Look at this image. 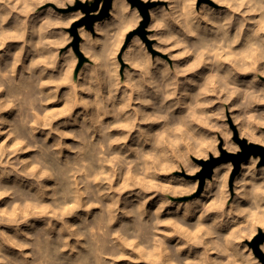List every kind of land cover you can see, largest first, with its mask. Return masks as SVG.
<instances>
[{
  "label": "clouds",
  "instance_id": "clouds-1",
  "mask_svg": "<svg viewBox=\"0 0 264 264\" xmlns=\"http://www.w3.org/2000/svg\"><path fill=\"white\" fill-rule=\"evenodd\" d=\"M66 2L74 3V0H66ZM82 2L88 3V0H82ZM217 2L227 4L233 14L239 12L243 17L253 12L261 14L259 20L252 21L255 27L249 30V35L245 38V51L233 53L232 48L240 42L244 26L249 23L246 18L238 22L235 35H231L232 16L220 22L209 19L207 16L202 17L208 25L212 26L206 29L214 37L208 42L199 35V24H196V30L193 29L192 24L195 21L190 20L193 14L186 9L180 17L176 18V22L181 23L183 20L182 26L186 35L196 37L201 40V44L189 49L175 36L169 37L162 43L171 44L172 40H176L174 47H183L185 50L180 55L173 56L172 60L176 61L185 55L195 54L196 59L193 63L183 68L178 65L170 67L163 64L153 73L149 68L155 66L151 65L150 60L135 57L128 61L131 67L136 69L135 73H127L128 88L141 97L137 102L142 107L148 106L152 111L132 108L131 93L127 88L117 102L116 93L121 85L115 60L117 48L109 47L111 36L109 41L105 42L104 51L99 55L90 49L85 51V55L95 63L86 76L85 84L81 85L79 90L94 94V99L85 100L76 97L77 88L71 80L75 60L70 52L65 57V63L60 69L61 78L56 83L58 86L68 84L72 91L64 98L65 107L54 113L48 112L45 108L50 100L41 92L45 81L40 77L48 68L56 67L57 53H50L46 58L33 59L25 66L20 79L33 82L31 91L21 88L19 81L15 78L14 68L20 61L23 48L15 54L8 71H0V93L6 94L4 99H0V113L9 109L16 110V118L9 130V138L16 136L15 147L18 151H27L28 149L22 145L32 140L37 132L45 137L58 132L57 128L52 127L54 119L60 116H71L72 110L77 105L84 109L79 133L58 132L61 138L71 136L80 141V146L72 149L75 153L74 157L61 163L59 153H55L53 148L67 146L54 145L46 149L42 146L44 143L42 141L40 145H37L41 148L39 155L31 160L20 161L19 165L13 168L16 173L14 184L23 185L29 191L0 185V199L4 197L11 199L8 209H0V225L10 227L16 236L28 238L29 231L26 229L34 230V226L28 223L30 216H54L63 225L59 231L61 233L68 231L75 235L78 243L83 240L81 247L87 253L78 252L75 259H70L71 252L69 256H62L66 245L62 236L58 242H53L51 245L48 243L49 238L46 237L42 244L38 236L32 237V243L29 244L0 231V264H115L118 259H131V257L123 256L124 249L139 251L143 258L147 252L135 246V240L141 237L142 224L147 227L146 236L149 246L156 249L158 257L164 258V264H176L178 254L183 249L204 244L208 237L214 239L205 245V256L210 252H218L228 257L223 262L212 261L211 264H236L235 257L228 251L229 247H234L238 240L244 238L250 241L255 235L257 226L264 228V216L253 218L249 214L248 222L241 225V228L236 229L230 236L218 235L216 230L230 226L232 217L245 216V210L239 209L238 205L234 209L225 211V205L229 199L227 173L214 177L215 192L210 194L214 195L215 199L211 203L197 200L175 206V212L180 217L179 221L161 219V214L172 204L171 198L191 195L196 191V185L178 187L171 182L163 184L153 179L158 174L179 171L181 168L189 176H194L200 169L192 167L189 156H195L204 162H208L209 153L219 158L220 152L217 150L219 141L215 138L204 140L202 134L198 132L200 127L220 132L224 139V148L228 153L239 152V148L230 143L231 134L226 127L209 123L213 118L224 119L223 106L229 105L233 98H239V103L235 107L244 113L234 117L236 124L242 129L241 137L248 136L250 141L254 140L264 145V139L250 135L248 131L253 124L264 126V114L260 117L249 114V109L253 105H264V90L260 92L251 90L255 80L246 88L237 86L240 74L258 72L259 76H264V70L257 68V65L264 61V0H217ZM43 3L45 0H0V28L13 12H23L25 21H19L17 16L19 35L12 37L23 40L27 13L34 11ZM193 4L194 0H188L189 8ZM245 8L247 12L241 11ZM128 12L127 6L120 8L121 29L135 27L139 22L135 13L132 14L131 22H126L125 14ZM70 23L71 21L68 22ZM51 26L49 20L39 23V26L33 24L32 34L40 37L39 41L31 42L34 52L42 55L44 47L56 43L44 40V33ZM164 26L162 22H158L153 27ZM59 46L60 43H56V47ZM3 47L4 44L0 42V48ZM160 51H171V48L160 49ZM129 55H132L131 50ZM157 64L161 62L157 60ZM202 65L207 66L206 73L200 74L202 82L198 83L188 78L189 73L197 72ZM37 68L41 69L40 76L35 75ZM100 72L102 75L98 74ZM133 75H136L138 79L133 80ZM182 77L184 79H181ZM213 96L215 99L210 98ZM217 103L221 105L217 111L206 112ZM109 104L111 108L108 107ZM177 108L184 114L173 116ZM129 109L132 111L129 112ZM107 116H112L114 122L105 124ZM7 123L9 121L0 118V126ZM153 125H158L159 130L154 129ZM42 129L48 131L41 132ZM113 130L119 131L120 135L112 136ZM97 135L100 137L99 140H96ZM5 151L10 150L0 145V167L5 168L4 171H0V180L12 175L11 171H7V166L3 165L2 156ZM106 168L107 173H105ZM214 172L218 174L220 169H214ZM78 175L79 180L76 179ZM117 175L121 181L118 187L113 184ZM43 181H48L52 185L53 203L47 206L50 210L45 212L37 210L33 203L43 199L48 192ZM212 186L211 183L207 184L209 189ZM33 189L35 192H32ZM125 192H127L126 196ZM157 196L159 200L156 201L154 210L147 209L149 201L155 200ZM122 197L123 200H121ZM236 198L251 201L254 205L264 203V183L255 184L247 180L240 182L236 186ZM65 208L68 209L67 213L64 211ZM92 209H98V211L93 213ZM78 210L83 213L78 217L80 224L75 226L66 224L65 215L70 216ZM89 215L93 216L92 221H89ZM145 216L150 223L145 221ZM189 216H198L197 223L191 227H182L181 224ZM205 217L211 220L210 224L203 223ZM117 220H119V228L114 229L112 225ZM161 226L172 229L164 233L166 237H179L177 246L173 249H169L159 240ZM48 227H52L50 220ZM261 247L264 250V246ZM8 250H13L16 256L14 261L10 256L5 255ZM72 251L77 250L72 249ZM181 264H192V262H181Z\"/></svg>",
  "mask_w": 264,
  "mask_h": 264
},
{
  "label": "bare ground",
  "instance_id": "bare-ground-1",
  "mask_svg": "<svg viewBox=\"0 0 264 264\" xmlns=\"http://www.w3.org/2000/svg\"><path fill=\"white\" fill-rule=\"evenodd\" d=\"M170 1H171L170 5L172 8V10H171L172 11V17L170 16L168 28L166 29L164 27L165 29H163V27H162L161 30H157V32H156V34L158 33L157 36H159V34H160L159 44H160L161 48L162 49L171 48V55L170 56H178L185 50L183 47H174V45L176 44V40H172L171 44L162 43V41L168 39L171 36H175L178 39H180L182 44H186L189 49H191L193 46H199L201 44V40H198L196 37H188L186 35L184 28L182 26L183 20H181V23L176 22V18L180 17V15L182 13H184L186 9L188 12L193 14L190 17V20L195 21V23L192 24L193 29L196 30V24H199L200 25L199 35L203 38L204 41H208V42H210L214 37H213V34L210 31H206V29H210L212 26L208 25L207 22L202 19V17L207 16L209 19L220 22L223 19H226L229 16H232V28L230 30L231 35H235L236 29L238 27V22H240L246 18L249 21V23L245 24V26H244L243 33L240 37V42L233 46V48H232L233 53L245 51V38L249 35V30L251 28L255 27V25L252 23V21H256V20H259L261 18V14L259 12L249 13L247 15V17L241 16L239 12L233 14L232 10L227 6V4L218 3L217 0H203V2L201 3L202 5L200 4L201 5L200 7H197V5H195L196 1L194 0V4L190 8L188 7V0H185V1L182 0L185 2V3L183 2V8H182V9H184V11H181V8H180V6H182V5H180L181 2L179 4L178 0H170ZM179 1H181V0H179ZM122 6H127L129 9V12L125 14V21L126 22H128V23L131 22L133 13L137 14V16H138L137 8L134 6L130 9L129 8L130 3L127 0H113V5H112L111 10H110V15L105 17L104 19H100V20L96 21L97 30H99V32H102V34L105 31L106 33L104 35H106L108 33L106 30H108V28H110L111 25H114L113 27L116 29V32H117V36L115 35V37H117V38L119 37V39H117V42H116V39L113 40L117 43V47H116V44H114V42H112V44H110L109 47H113L115 45L114 47L117 48V51H119L118 49L121 45L120 43H122L121 41L123 40L120 38V36L122 37V35L125 33V29H121L120 8ZM241 11L247 12V9L245 8V9H242ZM150 13H151V18H152V25L150 24L151 26H154L156 23L161 22V20H160L161 16H159L160 12H158L156 8H151ZM21 14H23V16H24L23 12H20L19 15H21ZM169 14H170V12H169ZM16 15H17V12H15V13L13 12L12 15L8 18V20L3 24L2 28H0V42H2L4 44V47L0 48V71H8V69L12 66V62H13V59L15 57V54L19 53L21 51V48H23V50L25 49V52H24L25 54H23V56L22 55L20 56V61L15 66L14 72H15V78L17 81H19L20 87L23 89H28L29 91H31L33 82L21 80L20 77H21V73H23L24 68L26 66V58H25V57H27L26 53L28 51L29 52L31 51V50L27 49V45H29L30 49H32V46L30 45L32 43H30V42L32 39H33V42H34V40H36L33 38L31 28H32L33 24H36V26H39V22H37V21L30 22L33 24H29V22H27L28 25L26 26V30L24 33L23 40L13 39L12 38L13 36L19 35V22L17 21ZM166 15L164 16L165 18H166ZM46 16L47 15H45V17ZM20 17L21 16H19V21H23L22 19L25 18V16L22 18H20ZM159 17H160V19H159ZM30 18H31V16H30ZM49 18H48V20L50 21L51 19H49ZM40 19H41V16H40ZM26 20H27V18H26ZM45 20H47V19H45ZM40 22H42V21H40ZM113 27H112V29H113ZM127 29H128V27L126 28V30ZM110 30H111V28H110ZM47 32H48V30H47ZM49 32H50V30H49ZM108 34L110 35V33H108ZM114 34H116V33H114ZM118 34H120V35H118ZM152 35H154V34H152ZM48 36L50 37V33ZM44 37L50 40L49 37H46L45 35H44ZM100 37H101V39L103 38L102 35ZM100 37L98 38L99 41L101 40ZM105 38H108L106 40H109V36L105 37ZM105 38L103 40H105ZM137 38L138 37L135 36V39L133 38L134 41L132 43H130V45L127 44L129 47V50H127L128 55H129L130 50L132 52V55L130 56L131 59H133L135 57H140V58H143L145 60H150L151 65L155 66V67L149 68V70L152 71L153 73H155L156 68H161L163 66V64H167L170 67L173 66L167 59H163L160 55H157L154 58L151 55V52L147 49V47L143 46V44H142L143 41L141 42L140 39H137ZM37 39L39 40V37H37ZM47 39H44V40H47ZM103 40H101V41H103ZM96 41H98V40H96ZM137 41L139 43H137ZM92 42H94V41H92ZM92 42L90 41V43H89L87 41V45L89 46L91 51L98 54L99 51L97 52L95 47L92 46L94 43L91 45ZM24 43H27L26 47L24 46ZM103 43L105 45L104 41H103ZM54 44L55 43H53V45ZM159 44H157V46ZM101 45L102 46H100V49L97 48L98 50H103V49H101V47L104 48V45L103 44H101ZM160 46H158V47L160 48ZM45 48H47V47H45ZM55 49L54 50L52 49L53 53L57 52V51L54 52ZM48 50H51V49H48ZM103 51H100V52H103ZM45 52H46V49H45L44 53ZM161 52H164V51H161ZM32 53H34V52H32ZM32 55H30L31 58H32ZM45 55L43 57L41 56V58H44ZM71 55H72V57H74V55L72 53H71ZM125 55L127 56V53ZM66 56H67V54H66ZM126 56H125V58H126ZM35 57L33 59H35ZM39 58H40V56L36 57V59H39ZM75 58H77V57H75ZM205 58H207V54H205ZM59 59L58 60L56 59V60L59 61ZM62 59H64L63 56H62ZM127 59H129V57ZM195 59H196L195 54L185 55L181 59H178L177 62L175 63V65H178L181 68L187 67L188 65L193 63L195 61ZM56 60H55V62H56ZM157 60H159L161 62V64H157ZM30 61H29V63H30ZM62 61L63 60H61V62ZM64 61H65V59H64ZM64 63H62V64H64ZM206 68H207L206 65H202L201 68H199L197 70V72L189 73L188 78L196 80L198 83L202 82V81H200V74L206 73ZM257 68L259 70H264V61H261L257 65ZM40 70H41L40 68H37L35 70L36 76H40ZM57 70H59V69H57ZM59 73H60V70H59ZM84 73H85V71H84ZM53 74L54 73H52L51 70H49V68H48L44 72L43 76L40 77V79L45 81V85H44L43 89H41V92L44 95H47L49 97L50 102L45 105V108L50 113H54L56 111L63 109L65 107V99L64 98L66 96H68L72 91L69 89L67 90V87H62L61 85H63V84H59V86H58L56 81H59L61 76L59 74L56 76ZM85 74H83V77ZM25 75H28V74L25 73ZM118 75H119V72H118ZM221 75H223V73H221ZM86 76H87V74H86ZM119 77H120V75H119ZM132 79L136 80V79H138V77L133 76ZM181 79H184V78L182 77ZM253 80H255V83L252 84L251 90H254L256 92H260L261 90H264V76H259L258 72L257 73L240 74L238 76V79H237V86H239L241 88H246ZM125 82H128V81H125ZM125 82H123V83H125ZM73 84H75V83H73ZM125 84H121V82H120V85H121L120 89L116 93L117 102L120 101V98L123 96L125 89L127 88V90L131 93L132 108L141 109L143 111H152V109L148 106L142 107L137 102L138 99H140L141 97H139L138 94H136V93H132L131 89L128 88V85H125ZM66 86H67V84H66ZM75 86H77V84H75ZM80 86L81 85H79L78 88H80ZM145 87H147V86H145ZM5 95H6L5 93H0V99H4ZM76 97L78 99H85V100L95 98L94 94H92V93L82 94V93H79V91H76ZM145 98H151V97H145ZM210 98L215 99L214 96L210 97ZM169 103H171V101H169ZM237 103H239V98H233V100L231 101V103L229 105L223 106L224 107V116H225V108L227 106L229 108L231 107L230 109L232 110V116L233 117H239V116L243 115L244 114L243 111L241 109L235 107V105ZM108 107L111 108V104H109ZM220 107H221L220 104H218V103L214 104L211 108L207 109L206 112L207 113L215 112ZM128 111L131 112L132 109H129ZM83 112H84V109L82 108V106L77 105V107H75L72 110L71 116H60L57 119H54L52 121V127L57 128L58 132L68 133V132L72 131V132L79 133L81 130V127H80L81 123L83 122V120H82V113ZM183 114L184 113L181 111V109L177 108L172 115L173 116H181ZM249 114H255L257 117H260L261 114H264V105H259V104L253 105L252 108L249 109ZM0 118H3L5 120L9 121V123L0 126V133H2V134H0V145H3L4 149H6V150H10V151H5L3 153L2 161H3V165L7 166V171L12 172L11 177L6 176L3 180H0V185H3L4 187H7V188L17 187L20 190L25 191V192L29 191L28 189L24 188L23 185L14 184L16 173H15V171H13V168L18 166L20 161L31 160L33 157L39 155L41 148L38 147V151H35L34 148H35V146L40 145L42 141L44 142L42 146L46 149L52 148L54 145H65V146H67V147L56 146L53 148V151L55 153H59V160L61 163L68 160L69 158H72L75 156V153H69V152L66 153L70 139H67L65 137L61 138L58 135V132H53L51 137H49V136L45 137V136L41 135L40 132H37V133H35L34 138L32 140H29L28 143L22 145V147L28 149L27 151L16 150V147H15L16 136H12L11 138H9V130L12 127V122L16 118V110L15 109H9L8 111H6L4 113H0ZM224 119H225V117H224ZM104 122H105V124L112 123V122H114V118L112 116H107V117H105ZM221 122H223V121L217 120L215 118H213L212 120L209 121V123H214V124H217L218 126L227 128V126L223 125V123L221 124ZM224 123H226V122H224ZM241 123H243V121H241ZM141 126L142 127H148L147 125H141ZM238 126H239L240 138H242L241 137L242 129H241L240 125H238ZM152 127L156 130H159L158 125H153ZM227 130L232 135L230 129L227 128ZM47 131H48L47 129L41 130V132H45V133ZM248 131H249L250 135H254L257 138L264 139V126L253 124L252 127L250 129H248ZM198 132L200 134H202V138L204 140H211V139L215 138L218 141L219 137H218L216 131H212V130L200 127L198 129ZM111 135L117 136V135H120V132L117 130H113ZM133 135H135V133H133ZM39 136H42V140H39ZM245 137L248 138V136H245ZM198 138H200V137L198 136ZM99 139H100V137L97 135L96 140H99ZM248 140H249V138H248ZM78 142H79V144L78 143L77 144L80 146V141H78ZM253 142H255V141L253 140ZM129 143H131V139H129ZM230 143L235 145L237 148L240 147L239 144H237L235 141L232 140V138H231ZM30 145H31V147H30ZM223 146H224V144H223ZM223 148L224 147H222V149ZM13 152L15 154H12ZM121 155H123V153H121ZM192 157L193 156L188 157V159L191 161V165L193 164L192 163ZM209 157H212L211 153H209ZM129 159H131V157H129ZM259 160H260V158L258 156H251L250 158H248L247 160L242 162L241 171L236 176L235 181H234L235 182L234 183L235 184L234 190H236L237 184H239L240 182L245 181V180L250 181V182L255 183V184L264 183V165H259ZM197 166L200 167V164ZM217 168L220 169V173H218V174L214 172V169H217ZM232 168H233V162L232 161L217 164L213 169L212 175L210 177L206 178V183H205L204 189L195 198H193L191 200H185V201H178V200L171 198L172 204L169 205L165 209L164 213L161 214V219H173V220L179 221L180 217L175 212V206H177V205L189 204V203H192V202L197 201V200H199L203 203H211L212 200L215 199V196L210 194V193L215 192L214 177L217 175H223V174L227 173V176L229 179ZM4 170H5L4 167H0V171H4ZM105 173H107V168L105 169ZM79 178L80 177L78 175L76 177V179L79 180ZM153 179H155L157 182L163 183V184H167V183L171 182L174 186H178V187L184 186V184L187 185L186 181H184L182 178H178V177L174 176L173 171L158 174ZM43 183L48 188V192L45 193L43 199H41L39 201H33V203H35V205H36V209L41 211V212H45V211L50 210L47 208V206L52 205V203H53V201L51 199V195H52L51 187H52V185L48 181H43ZM120 183H121L120 177H119V175H117L113 184H114V186L118 187L120 185ZM209 183H211L213 185L211 189H209L207 187V184H209ZM198 184H199L198 179H196L192 183V185H196V187ZM81 190H83V189H81ZM32 192H35V189H33ZM228 193H229V199L227 201V204L225 205V211H229L231 209H234L237 207V205H238L239 209H243L246 211L245 216H234V217H232L230 220V223H231L230 227L231 226H234V227L239 226L242 221L248 222L247 217L249 216V214L253 218L264 216V203H259L258 205H253L251 201H247V200H244L242 198L240 200H237L236 194L233 197L231 192L229 191V188H228ZM124 195L126 196L127 192H125ZM121 200H123V197L121 198ZM158 200H159V197L157 196L155 198V200L149 201V203L147 205V209L154 210V208L156 206V201H158ZM10 203H11L10 197H4L3 199H0V209H8ZM121 207H123V203H121ZM64 211H65V213H67L68 209L65 208ZM97 211H98V209H92L93 213H96ZM82 214L83 213L79 210L70 216L66 214L65 215V223L68 225H72V226L80 224L81 221L78 219V217L81 216ZM209 215L214 216V214H209ZM194 218H196L195 221L193 220ZM88 219H89V221H92L93 216L89 215ZM197 219H198V216H196V217L189 216L187 218V220L183 221L181 226L182 227H191V225L197 223ZM49 220L51 221V224H52L51 228L48 227V221ZM145 221L150 223V221H148L147 216H145ZM28 223H29V225L34 226V230H33V228L26 229L27 231H29V237L28 238H25L22 236H16L15 233L13 232V230L7 226L0 225V231H4L8 235L14 236L17 240H20L24 243H29V244L32 243V237L38 236L42 244L45 241L46 237L49 238L48 243H49V245H51L53 242H58L59 238L62 236L66 242L65 251L62 253V256H69V253L71 252L70 259H75L78 252H85V254H87L86 250L81 247V245L84 243V241L81 240L78 243L77 237L75 235H72L68 231H64L63 233H61L59 230L61 227H63V225L54 216L53 217H48V216L31 217L30 216ZM203 223L205 225L210 224L211 220L208 217H205V220ZM112 227L114 229H118L119 228V220H117V222L114 223L112 225ZM140 228H141V237L135 240V246H138L139 249L146 251L147 255H145L143 258H141V252H139V251L133 252L131 249H124L123 250V256L131 257V259H118L115 262V264H164V258L158 257L156 255V249L154 247L149 246V244L147 242V236H146L147 227L144 224H142L140 226ZM257 229H258V226L256 227L255 232L257 231ZM171 230L172 229H170L168 226H161L160 233L158 234L159 240L162 241L163 245L167 246L169 249H173L174 247H176L177 241L179 239V237H176V236L166 237L164 235V233L169 232ZM220 230L221 229H217L216 231H217L218 235L221 237H228L234 232V230L232 229L233 231L230 233V235L229 234L228 235L227 234L221 235ZM212 238L213 237H208L207 239H205L204 244L203 245L201 244V245L204 246V245L208 244L209 242H211L213 240ZM130 239H131V237H130ZM181 243H183V241H181ZM262 246H264V243L262 244ZM72 249H76L77 251H72ZM229 249L231 250L232 255L236 259V264H259V262L256 259V256L253 254L252 250L250 248H247L246 245L239 246V244L236 243L234 247H229ZM26 251H31V249H26ZM160 251L161 252L163 251L162 247L160 248ZM205 251H206L205 246L202 248L199 245L197 247H195V249L193 251L191 250V247L185 248L178 254L176 264H181V262H192V264H208L209 260H211V262H212V260L214 261L216 259L215 254L213 252L212 253L210 252L207 254V256H205ZM5 255L10 256L13 261L16 259V256L14 255L13 250L6 251ZM134 260H136V261H134ZM216 260H218V262H223L222 260L219 259L218 256H217Z\"/></svg>",
  "mask_w": 264,
  "mask_h": 264
},
{
  "label": "rangeland",
  "instance_id": "rangeland-1",
  "mask_svg": "<svg viewBox=\"0 0 264 264\" xmlns=\"http://www.w3.org/2000/svg\"><path fill=\"white\" fill-rule=\"evenodd\" d=\"M89 1H92V0H89ZM127 1L130 3V7H129L130 9L132 7H134V5L129 0H127ZM184 1H182V0L179 1L178 0V3L180 4V2H181L180 5H182V6H180L181 11H184V9H182ZM195 1H196L195 5H197V7H200L202 5L201 3L203 2V0H195ZM76 2H77V0H74V3H67L66 0H59V2H58V0H45V3H43V4L39 5L38 7H36L34 11H30V12L27 13L28 16H27V20H26V26L28 25L27 22H29V24H33V23H30L32 21L33 22L37 21L39 23H42L45 19L48 20V18L51 16L49 19H51L50 22H51L52 26L48 29V32L50 30V32H49L50 33V37L48 36L49 35L48 32H46V34L44 33V35L46 37H49L51 41H54L56 43H60V46L57 48L56 47V43H55L54 45L52 44V45L48 46L47 48L44 47L43 50H42L43 54L40 55V53L38 54V53L34 52L33 49H30V46L27 45V43H24V46L26 47V45H27V49L31 50L30 52L26 51L27 52L26 53L27 57H25V58H26V65H27V63L29 64V61L31 59L33 60V58L35 56L36 57L40 56V58H41V56L43 57L46 53L47 54L48 53L49 54L53 53L52 49L54 50L56 48L55 51H54V52L57 51L56 52L57 53V58L56 59L58 60L60 58L59 61L56 60V62H55L56 67L57 66L58 67L57 68L55 67V69L54 68H49V70H51V72L54 73L53 75L56 76L58 74L60 75L59 70L61 69V65H63L62 63L65 62L64 59L66 57V54L68 55L69 52L72 53L74 55L73 59H75V64H74L75 66L72 69L73 72H72V76H71L72 83L77 84L76 88H77V91H79V93L87 94L86 92L80 91L79 88H78L79 85L85 84V82H86V77L85 76H86V74H88L90 72V70L93 68L94 63H95L90 57L85 55V51L90 49L89 46L87 45V41L89 43H90V41L91 42L92 41H96V40L99 41L98 38L101 35L103 37L102 39L100 37L101 40H103L105 37H108V36L110 37V35H111L112 39H111L110 44H112V42H114V44H116V47H117V43L116 42H117V39H119V37L118 38L115 37V35L117 36V32H116V29L113 27L114 25L110 26L111 30H110V28H108V30H106L108 33H110V35L108 33H107L108 35H104L106 33L105 31L103 32V34H102V32H99V30H97V28H96V21H95V23L93 25V28H90L86 22L78 25L77 26V34H76L73 31V26H74L75 22L80 21L81 19H83L86 16V13L82 9H75ZM147 2H150L151 5L148 8V10H149V18H148L147 22L145 23V25H143V22H144L145 18L143 16L141 10L139 9L138 6H135L137 8L139 22L135 25V27H130V28L128 27L127 30L125 29V33L123 34L124 36L121 34L123 38L120 36V38L123 39V40L121 41L122 43H120L121 45H120V47L118 49L119 51H117V55H116L115 59H116V62H118L117 65L119 66L118 67L119 68L118 72H119V75H120L119 80H120L121 84H125L126 83L125 85H128L127 83H129V81H128L127 73H130V72L131 73H135L136 72V69H133L131 67V65L128 63V61L131 58H130V55H128V52H127V50H129L128 45H130V43H132L134 41L135 36H137L138 37L137 39H140L141 42L143 41L142 42L143 46L147 47V49L151 52V55L154 58L157 55H160L163 59H167L173 66L177 62V60L176 61L172 60L173 56H170L171 55V51H164V52L160 51V48H161V46L159 44V42H160V40H159L160 39V34H159V36H157L158 33L156 34V32H157V30H161L162 27L155 28V27L151 26L152 25V18H151L150 10H151V8H156L157 11L160 12L159 16H161V19H160V17H159V19L165 25L164 27L166 29L168 28V23H169L170 16L172 17V11H171L172 8H171V5H170L171 1L170 0H147ZM61 3H63V7H61ZM169 12H170L171 15L169 14ZM19 14L17 13L16 16H21L20 18L25 16V15L23 16V14H21V15H19ZM45 15H47L46 16L47 18L45 17ZM165 15H166V18L164 17ZM30 16H31V18H30ZM40 16H41V19H40ZM22 20L25 21V18H23ZM40 21H42V22H40ZM69 21H71L70 24H68ZM66 24H68V26L65 27L64 25H66ZM112 27H113V29H112ZM164 27H163V29H165ZM81 30H83V31L81 32ZM114 33H116V34H114ZM152 34H154V35L156 34V35L154 36ZM118 35H120V34H118ZM37 37H39V36L35 37L33 35V38L36 39V40H34V42L39 41L37 39ZM39 39H40V37H39ZM44 39H47V38L44 37ZM106 39H108V38H105V40H103V41L104 42L109 41V40H106ZM115 39H116V42L113 41ZM50 40L47 39L45 41H50ZM101 40H100V42H102V43H96V44L94 43L95 45L93 44V42L91 43V45L93 44L92 46L95 47L96 51L97 52L99 51L98 54L102 53L100 51H103L104 48H105V45H104L103 41H101ZM31 42H33V39L31 40ZM101 44L104 45V48L101 47V49H103V50H98L97 48L100 49V46H102ZM157 44H159L158 46H160V48L157 46ZM30 45L32 46V44H30ZM45 49H46V52L44 53ZM48 49H51V50H48ZM24 52H25V49L23 50L22 56H23V54H25ZM32 52H34V53H32ZM125 52L127 53V56L125 55L126 54ZM47 54L45 55V57L49 55V54L48 55ZM30 55H32V58H31ZM124 55L126 56V58H125ZM62 56H63L64 59H62ZM36 57H35V59H36ZM75 57H77V58H75ZM128 57H129V59H127ZM61 60H63V61L61 62ZM57 69H59V70H57ZM84 71H85L86 74L84 73ZM100 73H98V74L102 75V72H100ZM83 74H85L84 77H83ZM133 76H136V75H133ZM125 81H128V82H125ZM123 82H125V83H123ZM61 86L62 87H67V90L68 89L72 90L71 86L68 85V84H67V86H66V84L65 85L63 84ZM230 108L228 106L225 108V116H224L225 119L220 120V121H223V122H221V124L223 123V125L227 126V128L230 129V131L232 133V135H231L232 140L235 141L237 144H239V146H240L239 147V152L235 153V154H239L243 150L242 149V145H241V143L238 140V137L240 138L239 126L236 124L235 119L232 116V110ZM224 122H226V123H224ZM71 132L72 131H70L68 133H71ZM216 133H217V135L219 137L218 138L219 143L217 144V149L220 152V156H222L223 155V150H225V148L222 149V147H224L223 146L224 139H223V136L221 135L220 132L216 131ZM49 137H51V136H49ZM65 138L70 139V141H71V142L69 141V145H68V149H67L66 153H68V152L69 153H74L72 151V149L76 148V147H79L78 140L73 139V137L71 138V136H65ZM243 138L247 140V143L253 142V141H249L247 137H243ZM39 140H42V136H39ZM254 143H256V142H254ZM34 149H35V151H38V146H35ZM251 156H258L260 158L259 165H264V163L262 161L263 158H262V155L260 153L257 154V155L256 154H252ZM251 156H249L248 158H250ZM247 159H244L243 161H245ZM209 160H211V157H209ZM202 161L203 160L197 159L195 156L192 157V163H193L192 166L200 169V171L196 172L194 176H189L182 168L179 171H173V175L174 176H176L178 178H182L184 181H186L187 185L184 184V186H182V187H189L190 185H192L193 181H195L196 179L199 180V184L196 187V191L193 192L191 195L184 196V197H177V198H173V199L178 200V201L191 200V199L195 198L204 189L207 177L204 180L202 179V174H203L204 168H205V166L202 163ZM229 161L233 162V168L231 170V173H230V176H229L227 184H228L229 191L231 192L232 196L234 197L235 194H236L235 193L236 190H234L235 189V184H234L235 182L234 181H235L236 176L241 171L242 162L243 161L240 163V166H239L238 169L236 167V164H235L233 158H230L229 160L223 161L221 163H226V162H229ZM199 164H200V167L197 166ZM245 213H246V211H245ZM226 219H228V218L226 217ZM193 220L195 221L196 218H194ZM246 223H247V221H242L239 226H235V227L234 226H231V227L228 226L226 228H222L220 230L221 231L220 233H221V235H225V234H227V235L229 234L230 235V233L233 230L235 231L236 229L241 228V225H244ZM230 225H231V223H230ZM260 230L262 232H264V228H261V227L258 226V229L255 232V235L252 237V239L250 241L247 238H244L243 240H238L236 243L239 244V246L246 245L247 248H250L252 250V252L256 256V259L259 262V264H264V250H262V247H261L262 244L264 243V241L260 242L258 244L257 248H256V245H255V239L260 234ZM212 239H214V238H212ZM220 243H222V241H220ZM202 245H199V246L203 248L205 245L204 246H202ZM197 246L198 245L190 246L191 250L193 251L195 249V247H197ZM228 251L231 252L230 249H228ZM213 253L215 254V258L216 259H217V256L222 261H225V260L228 259L227 256H224L221 253H218V252H213ZM216 259L214 261H218ZM134 261H136V260H134ZM209 263L211 264V260L208 261V264Z\"/></svg>",
  "mask_w": 264,
  "mask_h": 264
},
{
  "label": "water",
  "instance_id": "water-1",
  "mask_svg": "<svg viewBox=\"0 0 264 264\" xmlns=\"http://www.w3.org/2000/svg\"><path fill=\"white\" fill-rule=\"evenodd\" d=\"M134 6H138L141 10L145 20L143 22V25L147 22L149 18V6L151 5L150 2L145 3L144 0H129ZM113 5V0H92L88 3H83L82 0H77L75 4V9H82L86 16L81 19L80 21L75 22L73 26V31L77 34V26L86 22L90 28H93V25L95 21L103 19L110 14L111 7ZM98 11V12H97ZM239 142L242 145V151L239 154H232L228 153L227 151L223 150V155L219 158L211 157V160H208V162L202 161L204 164V172L202 174V179L204 180L206 177H210L213 173L214 167L223 162L227 161L230 158H233L237 169L240 166V163L247 159L252 154H261L263 158L264 163V145L258 144V143H247V140L244 138H238ZM264 241V232L260 230V234L255 239V245L256 248L258 247V244L260 242Z\"/></svg>",
  "mask_w": 264,
  "mask_h": 264
}]
</instances>
